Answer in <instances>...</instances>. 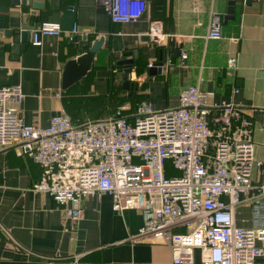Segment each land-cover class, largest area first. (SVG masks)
Listing matches in <instances>:
<instances>
[{"label":"crops","instance_id":"crops-1","mask_svg":"<svg viewBox=\"0 0 264 264\" xmlns=\"http://www.w3.org/2000/svg\"><path fill=\"white\" fill-rule=\"evenodd\" d=\"M144 1L147 8L140 19L113 24L102 0H31L19 5L0 0V87L20 86L18 107L25 123L47 127L64 113L83 124L114 118L119 108L133 119L136 114L131 113L142 102L154 110L179 108L180 91L202 80L200 88L211 94L214 112L233 104L254 121L255 158L264 161V0H249L244 6L236 2L235 19L221 18L219 41L206 36L212 17L227 14L229 0ZM47 22L59 24L61 35H44L41 46H34L32 31L26 49L19 55L12 52L24 27L36 30ZM75 26L80 34L73 33ZM77 36L104 37L105 43L87 75L64 90L67 63L84 52L85 42L74 41ZM171 42L183 46L186 65L181 57L169 59ZM161 51L168 62L161 75L148 81L150 65ZM230 59L237 60L236 68H229ZM123 60L133 61L128 73ZM125 74L139 90L125 88ZM20 152V145L0 147V264H173L163 242L127 241L138 234L143 215L134 209L116 213L109 194L86 198L79 222L67 219L53 198L34 190L46 170ZM253 181L263 184L264 173L255 169ZM256 196L255 191L241 195L242 204L235 210L238 226H257L251 205Z\"/></svg>","mask_w":264,"mask_h":264},{"label":"built area","instance_id":"built-area-1","mask_svg":"<svg viewBox=\"0 0 264 264\" xmlns=\"http://www.w3.org/2000/svg\"><path fill=\"white\" fill-rule=\"evenodd\" d=\"M101 3L113 24L140 19L147 8L144 0ZM61 32L59 24L43 23L32 43L41 46L42 36ZM73 33L80 34L78 26ZM206 38L223 39L219 16ZM180 57L186 65L187 53ZM228 66L236 68L237 60ZM201 82L180 91L179 108L143 103L132 120L120 109L114 118L80 125L63 113L47 127L25 123L20 86L0 87V147L20 145V156L46 170L34 190L53 198L73 222L82 219L86 198L109 194L116 213L143 215L138 234L127 241L159 240L173 264H264V183L253 181L255 169L264 173V161L255 158L254 121L233 104L214 112ZM171 170L179 175L169 177ZM251 191L257 226L243 228L235 210Z\"/></svg>","mask_w":264,"mask_h":264},{"label":"water","instance_id":"water-1","mask_svg":"<svg viewBox=\"0 0 264 264\" xmlns=\"http://www.w3.org/2000/svg\"><path fill=\"white\" fill-rule=\"evenodd\" d=\"M31 3V0H14L16 5H19L20 2L23 4ZM263 1V0H260ZM235 4L236 0H229L228 3V10L227 14L223 17L219 15L220 18H224L225 20H234L235 19ZM246 5H249V0L246 1ZM34 7H42V4H34ZM36 21H38L36 19ZM33 31V27H24L20 34L15 38V43L12 44L11 50L16 55H19L21 51H24L31 41V32ZM2 26L0 25V43L2 39ZM74 41H83L85 44L83 45L84 52L83 55L80 56L77 60H73L67 63L65 67V74L63 75V89L67 90L71 87L74 83L82 80L86 75L87 72L91 69V65L94 61L96 54L101 50L102 46L105 43V38L101 37L96 39V37H89V36H77L75 37ZM169 49L172 55L169 57L170 60H177L183 49V46L180 45L179 47H175L173 42L169 43ZM165 52L168 48H163ZM163 50V51H164ZM160 52V57L157 62L152 64L149 70L148 81L152 80L157 74L161 75L163 71V67L168 62V58L164 52ZM131 53L125 54V56H130ZM132 60H123L120 62L121 65L126 66V73L130 71V66L132 65ZM125 88L131 90H139V84H131L127 78V74H125Z\"/></svg>","mask_w":264,"mask_h":264},{"label":"trees","instance_id":"trees-1","mask_svg":"<svg viewBox=\"0 0 264 264\" xmlns=\"http://www.w3.org/2000/svg\"><path fill=\"white\" fill-rule=\"evenodd\" d=\"M143 103H145V102L140 103L139 106H138V108L136 109V111H134L133 113H131V115H135V114H137L139 107H140ZM120 109H122V108H119V110H120ZM119 110H116V112H115V116H114V117L117 116V112H118ZM127 114H128L127 111L122 110V115H123L125 118H127V119H129V120H132L131 117H129L130 115H127ZM132 117H133V116H132ZM72 119H73V121H74L76 124H79V125L82 124V123H78V122H76L75 119H74L73 117H72ZM176 175H179V173L176 172V171H173V170H171V171L168 173V176H169V177H171V176H176Z\"/></svg>","mask_w":264,"mask_h":264},{"label":"rangeland","instance_id":"rangeland-1","mask_svg":"<svg viewBox=\"0 0 264 264\" xmlns=\"http://www.w3.org/2000/svg\"><path fill=\"white\" fill-rule=\"evenodd\" d=\"M136 111V110H135Z\"/></svg>","mask_w":264,"mask_h":264}]
</instances>
